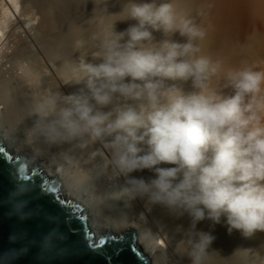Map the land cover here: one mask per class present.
Wrapping results in <instances>:
<instances>
[{
  "label": "clouds",
  "instance_id": "clouds-1",
  "mask_svg": "<svg viewBox=\"0 0 264 264\" xmlns=\"http://www.w3.org/2000/svg\"><path fill=\"white\" fill-rule=\"evenodd\" d=\"M122 11L121 22L133 23L106 34L77 65L74 83L84 88L50 92L33 104L26 143L36 154L102 145L104 169L123 178L119 195L187 217L189 264H205L214 237L197 229L201 221L224 218L229 233L245 238L264 232V71L231 70L215 88L220 65L201 54L206 32L175 0H128ZM145 170L153 176L134 175ZM17 214L27 218L23 208ZM61 239L54 229L42 245L53 248ZM140 239L154 243L150 231ZM14 259L0 254V264Z\"/></svg>",
  "mask_w": 264,
  "mask_h": 264
},
{
  "label": "bare ground",
  "instance_id": "bare-ground-1",
  "mask_svg": "<svg viewBox=\"0 0 264 264\" xmlns=\"http://www.w3.org/2000/svg\"><path fill=\"white\" fill-rule=\"evenodd\" d=\"M127 3L128 0H0V142L14 157L26 158L42 174L61 182L65 198L84 206L95 238L108 233L121 235L132 229L140 250L152 264H189L185 241L188 218L170 214L159 206H147L140 199L122 198L118 188L123 178H114L104 169L107 154L102 145L92 152H81L74 144H66L36 154L26 143L25 133L33 122L31 109L38 99L37 78L31 68H14V60L26 55L34 58L36 65L33 61L32 66L39 68L52 92L79 93L84 84L74 83L78 80V63L85 59L91 44L97 46L113 29L123 31L133 23L121 22L126 19L122 10ZM29 5L36 12L25 22L22 17L33 13ZM175 6L206 32L200 41L201 54L220 65L211 82L213 87L222 88L231 70L261 69V0H175ZM154 36L156 40L163 38L160 33ZM172 83L190 89L189 84L169 82ZM261 115L264 118V112ZM98 168L99 183L95 180ZM134 175L148 179L153 173L145 170ZM197 229L214 237L205 264H264V232L251 238L238 231L229 233L224 218L220 223L205 219ZM145 231L154 237L150 247L140 239Z\"/></svg>",
  "mask_w": 264,
  "mask_h": 264
},
{
  "label": "water",
  "instance_id": "water-1",
  "mask_svg": "<svg viewBox=\"0 0 264 264\" xmlns=\"http://www.w3.org/2000/svg\"><path fill=\"white\" fill-rule=\"evenodd\" d=\"M19 192L24 203L14 209ZM21 208L27 218L17 214ZM90 223L84 206L65 198L57 178L14 157L0 142V254L9 253L14 264H152L134 230L95 238ZM54 229L62 239L53 248L42 245Z\"/></svg>",
  "mask_w": 264,
  "mask_h": 264
},
{
  "label": "rangeland",
  "instance_id": "rangeland-1",
  "mask_svg": "<svg viewBox=\"0 0 264 264\" xmlns=\"http://www.w3.org/2000/svg\"><path fill=\"white\" fill-rule=\"evenodd\" d=\"M248 2L250 1V0H247ZM259 0H251V2H258ZM32 5H29L28 6V8L29 7H31ZM258 6V5H257ZM30 9V11L31 12H33V13H31V14H29V15H27V16H25V17H22V19L25 21V22H27L26 20H29V17H31V16H33L32 14H34L35 12H36V9H34V7H32V8H29ZM17 17H18V15H16ZM24 27L26 28V25L24 24ZM27 28H28V26H27ZM26 28V29H27ZM33 33V32H32ZM262 35H264V0H261V37H262ZM36 37V34L34 35V38ZM93 46V47H92ZM96 47L97 46H95V44H91L90 45V47H88L87 48V51H86V56H85V58H88L89 57V59H90V56L92 55V53L96 50ZM32 59V60H31ZM34 58H31V57H29V56H21V57H18V58H16V60H14V68H16V69H19V68H21V67H26V68H31V72L34 74H36V93L35 94H37L36 96L38 97V99L40 98V97H42L43 95H45V94H48V93H50V92H52V90L50 89V87H49V85L44 81V79L42 78V74H41V72H38V71H40V70H38L39 68L37 67V66H35V68L32 66V65H34V63H35V61L33 60ZM16 61V62H15ZM33 61H34V63H33ZM35 65H36V63H35ZM17 67H19V68H17ZM38 68V69H37ZM38 73H36V72ZM259 71H264V43L262 44V42H261V69L259 70ZM40 74V75H39ZM0 78H1V74H0ZM43 83V84H42ZM38 87V88H37ZM43 87V88H42ZM44 88H45V90H44ZM38 91V92H37ZM42 92V93H41ZM40 95V96H39ZM261 95L262 96H264V91H262V93H261ZM37 97H35L36 99H37ZM37 99V100H38ZM37 100H35V102L37 101ZM71 145V144H70ZM73 145V144H72ZM75 145V148H78L79 149V151H81V152H87V151H90V152H92L93 150H95V149H97L99 146H98V144H85L83 147H81V146H79L78 144H74ZM95 147H97V148H95ZM93 148V149H92ZM84 150V151H83ZM97 175H96V177H95V180L99 183V168H98V171H97V173H96ZM117 235V234H116Z\"/></svg>",
  "mask_w": 264,
  "mask_h": 264
}]
</instances>
